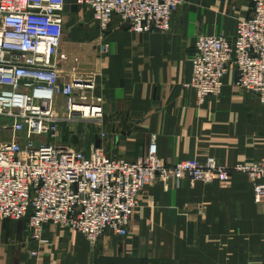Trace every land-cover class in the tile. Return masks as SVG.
I'll return each mask as SVG.
<instances>
[{"label":"crops","instance_id":"1","mask_svg":"<svg viewBox=\"0 0 264 264\" xmlns=\"http://www.w3.org/2000/svg\"><path fill=\"white\" fill-rule=\"evenodd\" d=\"M253 2L186 0L168 33L136 34L114 20L103 34L90 11L83 16L76 0H68L61 49L70 61L62 65L61 82L70 80L78 58L81 73L95 80L103 117L75 122L78 132L65 144L136 162L155 141L168 166L209 158L225 168L264 162V110L236 86L234 65L221 93L203 103L185 87L198 37L224 35L233 42ZM68 18L81 24L69 28ZM44 238L49 246L32 240L26 220L0 221V264H264V199L255 202L243 173L227 184L157 181L140 193L125 238L107 233L90 247L54 226L45 228Z\"/></svg>","mask_w":264,"mask_h":264},{"label":"built area","instance_id":"2","mask_svg":"<svg viewBox=\"0 0 264 264\" xmlns=\"http://www.w3.org/2000/svg\"><path fill=\"white\" fill-rule=\"evenodd\" d=\"M68 0H0V130L12 133L0 143V221L26 220L32 240L44 238L47 226L80 232L91 244L107 233L125 238L140 193L157 181L182 180L227 184L235 173L246 174L255 202L264 199V162L225 168L213 158L204 164L182 160L166 165L152 141L136 162L114 158L101 148L89 154L59 142L60 126L98 122L101 99L95 80L79 70L61 82L70 57L61 49ZM92 13L105 34L114 20L136 34L168 33L174 13L186 0H76ZM104 52L109 47L104 44ZM230 65L236 86L253 95L264 110V0H254L251 16L239 22L236 39L201 35L195 44L191 78L185 87L200 103L221 93ZM62 98L61 116L56 112ZM41 138H45L42 140ZM36 139L45 141L37 144ZM50 140V141H49Z\"/></svg>","mask_w":264,"mask_h":264},{"label":"rangeland","instance_id":"3","mask_svg":"<svg viewBox=\"0 0 264 264\" xmlns=\"http://www.w3.org/2000/svg\"><path fill=\"white\" fill-rule=\"evenodd\" d=\"M75 10H78V12H82L83 13V16L88 12V10H86L85 8H81V7H79V8L76 7ZM66 21H67V24L69 25L68 26L69 28H71L73 26L79 27V24H81V23L78 22L79 19H76V18H74V20H72L71 18H68ZM61 102H62L61 105L58 106L56 104V108H55L56 109V112L60 116H61L62 106L64 105L62 99H61ZM6 124H8V122H6L5 120H3V119L0 118V127L1 126H4ZM60 129H61L62 138H61V140L59 142H63V143H66V142L69 141V138H70V135L71 134H76L78 132V131H76V129L73 126V124L67 125L66 123H63V124H61ZM74 131H75V133H73ZM11 137H12V133L9 130H7V129L0 130V143H4V142L10 141L11 140ZM41 139L44 140L45 138H41ZM73 139H74V137H73ZM36 140H38V141H36L37 144H40V143H44L45 142V141H42L40 139H36ZM71 143L73 144L74 142L71 140ZM2 221L4 222V220H2ZM57 230H61L62 232H65L66 234H78V235L82 236L86 240V242L88 243V245L90 247H95L97 245V243H98V242L96 244L89 243L88 240L85 238V236L83 234H81L80 232L62 230V229H59V228H57ZM49 245H50L49 243H46V246H49ZM67 255L73 256V255H75V252L74 251L67 252Z\"/></svg>","mask_w":264,"mask_h":264}]
</instances>
